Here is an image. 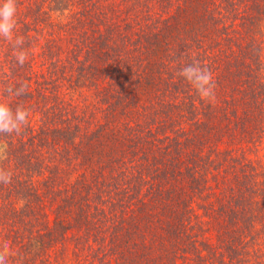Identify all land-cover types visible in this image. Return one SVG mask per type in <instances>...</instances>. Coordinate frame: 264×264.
Returning a JSON list of instances; mask_svg holds the SVG:
<instances>
[{
  "label": "trees",
  "instance_id": "obj_1",
  "mask_svg": "<svg viewBox=\"0 0 264 264\" xmlns=\"http://www.w3.org/2000/svg\"><path fill=\"white\" fill-rule=\"evenodd\" d=\"M25 1L31 2L17 0V10ZM50 1L53 3V10L56 7L57 11L61 10L64 14L69 11L67 21L62 23L45 20L47 9L41 8L40 3H35L28 11L31 19L25 20L22 26L16 23L15 35L24 38L23 50L27 54L33 51L30 58H33L35 49H40V46L44 49L42 54L48 57L47 66L55 64L58 67L68 56H72L68 57L70 61L64 63V66L66 68V65H70L68 70L75 77V82L81 85L95 79L92 80L94 83L99 74L104 75L111 84H115L116 89L119 86L124 91L127 89L126 93H119V96L125 95V101L155 96L157 86L166 84V91L171 92V95L168 102H161V114L154 116L158 120L154 123L160 122L162 126L170 128L178 121L182 123L186 119L191 127L188 129L183 125L176 128L175 134L166 132L160 137H156L151 131L118 135L120 142L130 147L129 155L126 151L115 154L113 147L116 144L111 146L110 141L116 137L106 138L117 133L116 127L111 124L113 119L106 121L109 128L99 127L93 134L94 138L91 140H95L96 135L102 142L109 144L111 158L107 159L103 168L110 172L109 178L113 179L107 182L110 189H116L117 192L121 189L118 188L120 183L128 184L122 187L125 189L131 188L133 183H137L134 190L141 188L137 191V205L128 206V212L121 216L120 229L114 228L108 232L112 237L106 243V252H103L111 255L108 257V264H137L138 261L150 264H181L179 259L184 258V254L193 248H196L197 255L205 258L202 250L198 251L201 249L200 244L205 245L204 241L197 238L195 230L202 220L200 217L208 218V213L217 210L212 209L213 199L206 198L213 194L214 185L209 179L220 176L219 183L224 181L227 188L231 173L236 180V191L239 194L234 198L236 207H228L226 215L233 213V221L250 216L251 221L248 236L244 237L242 234V237H233L232 233L226 232L230 236L223 241L240 248L257 240L256 220L259 214L264 213V164L254 163L244 158V154L237 156L238 148H221L220 144L237 130L234 127L239 128L237 134L244 131L248 135L249 130L247 126L243 129L245 124L242 120L255 121L264 112V0H178L180 2L172 10L176 12L168 14L167 17L164 16L165 0L161 3L159 0H102V3L100 0ZM65 3L73 5V8H64ZM156 3H159L161 9L156 20H163L162 23L150 25L146 20L147 25H143L141 33L134 28L126 34L124 43L137 54L133 53L121 60L119 57L123 54L117 42L119 36L116 31L114 34L111 32L115 26V17L118 15L131 19L141 16L140 11L147 8L146 18L150 19L153 17L149 13L150 8ZM217 10L222 13L220 19L215 13ZM227 16L234 18L231 23H227L230 20L229 17L226 19ZM192 17L204 21L210 19L212 24L220 28H213L208 24L198 27L199 24H193ZM29 22H33L34 28H29ZM141 23L140 21L139 25ZM127 25H130L129 21ZM216 34L220 35L219 40H216ZM32 37L36 42L29 47ZM60 39L66 40L68 46L61 47L58 44ZM227 40L233 44L229 50L224 47ZM15 51L9 41L0 40V61H5L11 71V74L7 70L1 73L0 91L4 93L3 88L18 87L20 82L25 83L28 86L26 94L12 96V103L20 105L32 97L33 83H41L43 80L35 77L30 59L23 66L16 63ZM193 58L212 71L216 87L215 98L211 102L201 99L194 88L178 75L180 68L191 63ZM7 67L4 65L3 69ZM135 92L139 94L138 99ZM42 97L46 98L41 96V99ZM36 103L40 106L42 102L36 99ZM154 104L155 101L153 106ZM112 105L113 102H110L109 106ZM239 107L242 108L241 116L238 114ZM44 110L47 112L50 107L46 106ZM48 119L45 118L44 121L47 125L40 126L38 132L32 130L20 147L13 140L10 141L13 146L11 147L9 143L2 142L0 137V143L6 144L8 149L6 160L17 158L19 148L22 156L28 157V141L37 154L33 166L39 172L42 171L40 163L49 149L61 157H69L72 149L81 153V139L79 143L77 141L81 131L77 123L81 120L79 116L63 106L57 112L54 108L53 116ZM251 126L256 130L259 127L255 123ZM127 127L131 128L132 125ZM255 129L249 133L250 136ZM249 135L245 138V141L248 138L247 142L251 140ZM159 141L163 143H158ZM93 144L96 145V141H88L86 145L89 146L83 153H93ZM86 157L90 158V154ZM6 160L0 162V166L10 171ZM43 166L47 167L49 164L46 162ZM11 173V183L0 184V212L4 214L1 234L4 241H10L12 245H18L19 239H26V242L25 246L17 248L16 253L8 257V264H35L33 256L41 247L63 238L76 225L71 222V218L69 224H66L65 213H69V210L59 206L55 210L52 224L47 225L44 232H38L34 226L32 228V223L37 219L35 215L42 214L34 211L41 198V190L23 180L26 174L24 170ZM52 173L46 177L44 184L54 194V172ZM115 179L120 182H115ZM96 186L101 191L106 190L100 182H96ZM197 191L199 193L196 194ZM200 209H203L204 214ZM223 209L221 206L220 211H224ZM133 211L136 212L134 215ZM91 217L94 220L90 224L94 225L97 219L90 212L89 220ZM223 218L226 217L221 219ZM74 220L78 222L79 218L75 217ZM220 226L222 228L219 231V240L225 239L223 234L227 224L221 223ZM205 247L204 251L210 250V246ZM220 253L221 250L217 253L218 262L224 264L227 259L219 256ZM203 264L214 263L206 260Z\"/></svg>",
  "mask_w": 264,
  "mask_h": 264
},
{
  "label": "rangeland",
  "instance_id": "obj_2",
  "mask_svg": "<svg viewBox=\"0 0 264 264\" xmlns=\"http://www.w3.org/2000/svg\"><path fill=\"white\" fill-rule=\"evenodd\" d=\"M162 1L163 0H159V3H161ZM99 2L102 3V0H100ZM177 2L180 1L173 0L172 3H170V0L164 1V16L167 17L168 14L176 12V10H172L175 8L176 4H178ZM35 3H40L41 8L47 9L48 13L45 15V20H53L54 22L64 23L69 18V11L64 14L61 10L57 11L56 7L53 10V3L50 0H31V2L25 1L19 7V10H17L16 20L18 22V26H22L23 23L26 22L25 20L31 19L30 13H28V11ZM159 3H156L150 8L149 13H151V15L153 16L150 17V19L146 18V15H148L147 8H144V10L140 11L141 16L137 15L131 19H125L122 18V16L118 15L117 17H115V26L111 29V32L112 34H114V31H116V34L119 36L117 38V42L119 43L120 51L123 54L122 57H119L121 60H124L127 56L136 53L134 50L128 49V44H125L126 40L123 38L126 34H129L134 28H136V30L140 32L143 25L146 24V20L150 23V25L162 23L163 20L161 22H158L156 20L158 18L157 16L161 14ZM169 4L174 5L170 7ZM64 8H69V10H71L73 8V5L65 3ZM217 11L215 13L218 16L217 18L220 19V15H222V13ZM181 16H183V14H181ZM228 17L230 20L227 21V23H231L234 18L231 16H227L226 19H228ZM207 18L208 17H206V19ZM192 20L193 24H199L198 27L206 26L207 24L213 28L217 26L215 24H212L210 22V19L204 21L203 19L192 17ZM128 21L130 22L129 26L127 25ZM140 21L142 23L139 25ZM29 23V28H34L33 22ZM217 28H220V26H217ZM31 32L34 34V31ZM57 32L61 34L60 31ZM216 35V40H219L220 35ZM214 37L215 36H213V38ZM1 39L2 38H0V40ZM207 39H209V37ZM35 42V38L32 37L29 47L34 45ZM42 44L45 43L42 42ZM58 44L61 45V47L68 46V42L64 39H60L58 41ZM224 47L225 49L229 50L233 47V44H231L230 41L227 40V45H224ZM43 52L44 49L40 46V49H35V55H33V58H30L33 51H30L29 54H27L28 59H30L33 64L31 68L34 70L35 77H39L40 80H43V82L41 83H33L32 97H29L28 101L22 102V104H20L30 112L29 123L20 135H0L2 142H7L9 143V145H11L10 141L13 140L16 143V146L20 147L22 144L21 142L23 140H27L32 130L38 132L40 126H43L44 124L47 125L46 122L44 123L45 118L48 119L53 116L54 108L57 112V110H59L61 107L66 106L68 110H70V112L79 116V118L81 119L77 122L78 126L81 129V131H79L78 133L80 137L77 138V141L79 143V140L81 139L82 149L81 153H76L72 149L69 153V157H61L60 155L50 151L49 149L47 151V156H45L40 163V165L43 166V164L47 162L49 166H41V169L37 166L38 169L42 170L41 172L37 171L36 167L33 166L37 154L34 153V147L29 141L27 142V146L29 148L28 157L22 156L19 148L17 158H13L11 159V161H5L6 165L9 164L10 172L15 171L19 173L24 170L26 174L24 175L23 180H27L30 185L38 187L41 190V198L36 203L34 211L37 213L40 212L42 214L35 213V217L37 219L35 220V223H32V228L34 226V229L38 230V232H44L46 226L52 224V220L54 219V216L56 214L55 210L58 209L59 206L63 209L69 210V213H65V216L67 218L66 224H69L71 220V222L76 225L75 227H71L63 238H59L57 241H54L55 243L53 242L50 245L46 244L44 247H41L39 249V252L33 256V260L35 261V264H108L107 260L108 257H111V255L109 253L108 255L103 253L106 252V243L108 242L109 238L112 237L108 234V232L114 230V228L120 229L119 226L121 223V216L125 215L128 212V206L134 207V205L131 204L137 205V191L141 188L134 190V187L137 183H133L131 188L126 187L127 189H125L122 187L127 186L128 184L125 183L126 185H123L122 183H120L118 185V188L121 189L117 190V192L116 189H110L111 187L108 186L107 182L113 179L109 178L110 172L106 168H103V165L107 162V159L111 158L108 149L109 144L108 142H102L96 137V135L95 140H91L92 138H94L93 134L96 133L95 131L98 130L99 127H104L105 129L109 128V124L107 122L110 119H113L114 121H112L111 124L116 127L117 133L116 135L110 134L106 138L116 137L110 141V145L116 144V146L113 147L115 154L126 151L127 155H129L130 147H127L126 143L120 142L121 139L117 137L118 135L136 133L138 131L143 133L151 131L152 133H155L156 137H160L163 134H166V132L175 134V132H177L176 128L178 129L183 125L188 129H190L191 127L189 121H187L186 119L182 123L181 121H178V123L170 128L162 126L160 122L159 124L154 123L158 121L154 116L161 114V102H168L167 100H169L171 95V92L166 91V84H160L157 86V88L155 89V93L157 92V95L155 96H151L146 99L142 97L141 100L132 99L128 101V99H126L125 101V95L119 96V93H126L127 89L124 91L121 86L116 89L115 84H111V82L106 79V76L99 74L97 80L94 83L92 80L95 79H91V82L80 85L75 82V77H72L70 75L68 70L70 65H66V68L64 66V63H68L70 61L68 57L72 56H68L65 59L66 61H62L63 64L58 65V67H56L55 64L52 66H47L48 57L43 55ZM2 56H4V52H2ZM65 57L66 55H64L63 58ZM4 65L7 67L6 62L1 60L0 76L3 75L1 73H3L5 70H7L11 74V71L8 67L7 69H3ZM62 68H64L65 70L62 71ZM57 73H61L62 75H58ZM135 78H133L132 80L134 86ZM4 89L5 88H3L2 90L4 91ZM163 92H165V95L163 94ZM117 94L119 97L117 96ZM135 94L136 98L138 99V92H135ZM41 96H45L46 98L43 99L42 97L41 99ZM128 97L129 95L127 96V98ZM0 99H4L9 102L13 108L17 106V104L12 103V96H7L6 93H3L1 91ZM36 99L37 101L42 102L40 106L36 103ZM154 101L155 104L153 106ZM110 102H113L112 106H109ZM244 102L245 105L249 107L246 101ZM46 106L50 107V110L47 112L46 110H44ZM128 111L129 114L127 113ZM116 112L117 117H115ZM238 114L240 116L242 115L241 107L238 108ZM239 119H241V117H239ZM242 122L243 124H245L243 126V129L247 126L249 130L248 135L255 129L254 126H251L252 123H255L259 126L257 130L255 129V132L251 136L249 135V138L251 140L247 142V138V140L245 141V138L248 136L246 132L242 131L237 134V130L239 128L234 127L237 130L229 135V138H225L224 142L221 143L220 146L221 148H228L232 150L234 147L236 148V150L238 148L237 156H241L242 154H244V158L252 160L254 163H259V165H263L264 112L261 113L260 117L258 115L255 121L251 119H244L242 120ZM127 125H132V127L128 128ZM179 135L181 136V134ZM88 141H96V145L93 144L91 148L93 153L87 152L84 154L83 151L89 146L86 145ZM158 143L163 142L159 141ZM11 147L13 146L11 145ZM50 152L52 154H48ZM89 154L90 158L86 157ZM158 156L160 157V155ZM52 172H54V179L52 180V186L55 191L54 194L50 193L48 191V188L44 184L46 182V177L51 176ZM219 177L220 176H216L213 178L210 177L209 182L214 185L213 194L206 197L209 200L213 199L212 209L217 208V210H212L211 213H208V218H205L204 216L200 217V219L202 220L195 230L197 232V238L204 241L203 244H205H200L201 249H198V251L202 250L201 252L203 253V255H206V257L204 258V256L200 257L199 255H197L195 250L196 248H193L188 253H185V257L180 258L179 262L181 264H203L204 261L208 260L212 261L214 264H219L217 253L221 250L219 256L227 259L224 264H264V213L259 214L258 220H256V237H258L256 238L257 240L251 241L248 245H244L240 248L234 247L232 244H230L231 242L226 243V241H223L227 240V237L230 236L227 235L226 232L232 233L233 237L237 235L242 237V234L244 237L248 236L251 217H241L239 221L236 219H234L233 221V213H231L229 216L226 215V210L228 209V207H230L231 205H233V207H236V205L234 204V198L237 197L239 193L236 191V180L233 177L232 173L230 175V181L227 183V185H230H228L227 188L225 187L224 181L221 180L222 183H219ZM96 182H100V184L106 190L101 191L96 186ZM115 182H120V180L115 179ZM143 187L144 185L142 186V188ZM197 193H199V191H197L196 194ZM2 201L3 200H1V202ZM229 201L230 204L228 203ZM122 203H125L126 205H122ZM122 206H124L123 209ZM221 206L224 207V211L222 212L220 211ZM195 207L197 209V203ZM90 212L94 213L97 219L96 221H94V225L90 224L93 219L91 217V220H89ZM200 212L204 214L203 209H200ZM242 212L246 211L242 210ZM132 213L134 215V213L136 212L133 211ZM246 214L248 215L249 213L246 212ZM3 216L4 214L0 212V247L7 245L10 253L14 254L16 253L17 248L25 246L26 239H19L17 243L18 245H12L10 241H4V237L2 235L3 232L1 230ZM75 217L76 219L79 218L78 222L74 220ZM222 217L226 218L221 219ZM221 223L227 224V229H225V232L223 234L225 239L221 238L219 240V231L220 228H222L220 226ZM205 246H210V250L204 251L203 248H206ZM213 250H215V253ZM154 255L156 257L157 253H155ZM137 264L150 263H142L141 261H138Z\"/></svg>",
  "mask_w": 264,
  "mask_h": 264
},
{
  "label": "clouds",
  "instance_id": "obj_3",
  "mask_svg": "<svg viewBox=\"0 0 264 264\" xmlns=\"http://www.w3.org/2000/svg\"><path fill=\"white\" fill-rule=\"evenodd\" d=\"M17 0H0V38L9 41L16 49L14 55L16 63L23 66L28 59L26 51L23 50L24 38L15 35L17 23ZM178 75L187 81L195 90L196 94L203 100L211 102L215 98V80L212 71L201 62L193 58L191 63L180 68ZM27 85L23 82L19 86H8L4 89L7 96H21L26 94ZM30 112L23 105L15 108L4 99H0V135H20L29 123ZM8 149L6 144L0 143V162L6 160ZM12 173L0 166V184H9ZM11 255L8 246L0 247V264H8Z\"/></svg>",
  "mask_w": 264,
  "mask_h": 264
}]
</instances>
